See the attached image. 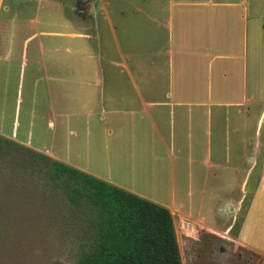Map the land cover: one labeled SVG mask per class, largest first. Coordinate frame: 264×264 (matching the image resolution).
I'll return each mask as SVG.
<instances>
[{
	"label": "rangeland",
	"instance_id": "1",
	"mask_svg": "<svg viewBox=\"0 0 264 264\" xmlns=\"http://www.w3.org/2000/svg\"><path fill=\"white\" fill-rule=\"evenodd\" d=\"M108 2L94 23L72 14L73 0H7L6 15L17 16L15 38L27 39L28 52L26 60L19 54L6 60L0 45V135L29 140L33 148L47 149L65 164L90 174H108L113 185L130 188L135 182L148 191L150 182L132 172L129 147L120 154V109L142 108L135 86L141 89L148 76L156 78L158 93L166 90V58L161 56L152 68L149 53L120 51V0ZM78 22L86 32L80 33ZM165 37H158L159 46H165ZM39 43L45 46L42 54ZM136 56L138 68L133 67ZM121 58L130 73L120 65ZM41 63L51 77L49 83L43 80ZM6 149L0 153V264H74L79 234L59 190L48 187L38 172L39 159L32 168L31 156L22 148ZM208 176L203 182L194 181L203 189L190 190L188 195L182 188L177 196L176 211L203 219L212 228L200 230L198 240L177 237L182 264H264V255L219 237L218 231L231 222L232 206L225 208L226 196L215 195L214 180L211 173ZM229 181H221L220 194L229 192ZM236 193L227 197L238 198V189ZM143 196L163 203L170 198L164 191L161 197Z\"/></svg>",
	"mask_w": 264,
	"mask_h": 264
},
{
	"label": "crops",
	"instance_id": "2",
	"mask_svg": "<svg viewBox=\"0 0 264 264\" xmlns=\"http://www.w3.org/2000/svg\"><path fill=\"white\" fill-rule=\"evenodd\" d=\"M108 1L73 0L72 14L96 23ZM6 2L0 0L3 58L19 54L26 60L27 39L15 38L17 16L6 15ZM77 24L80 33L87 31L83 23ZM162 34L165 46H159ZM120 39V51L149 53V67L156 68L164 56L167 81L166 90L158 93L156 78L148 76L141 89L135 86L143 109H120V154L129 147L132 172L150 182L149 190L135 182L130 188L115 185L165 207L179 227L176 236L198 240L199 231L209 232L211 226L174 208L182 188L188 195L203 189L194 181L208 180L211 173L215 195L226 196L225 208L232 206L231 222L218 231L219 237L264 255V0H120ZM38 50L42 54L45 46L39 43ZM134 63L140 67L137 56ZM41 69L43 80L52 81L45 63ZM3 137L66 163L47 149L33 148L29 140ZM73 167L113 185L108 174L99 177ZM224 179L230 181L223 195ZM237 189L238 198L227 197ZM163 191L170 196L168 203L143 196L161 197Z\"/></svg>",
	"mask_w": 264,
	"mask_h": 264
},
{
	"label": "trees",
	"instance_id": "3",
	"mask_svg": "<svg viewBox=\"0 0 264 264\" xmlns=\"http://www.w3.org/2000/svg\"><path fill=\"white\" fill-rule=\"evenodd\" d=\"M11 146L32 168L39 159L38 172L59 190L79 234L74 264H182L168 209L0 135V153Z\"/></svg>",
	"mask_w": 264,
	"mask_h": 264
}]
</instances>
